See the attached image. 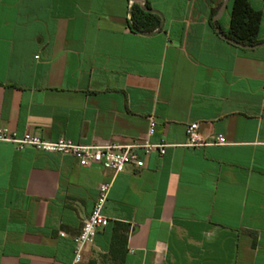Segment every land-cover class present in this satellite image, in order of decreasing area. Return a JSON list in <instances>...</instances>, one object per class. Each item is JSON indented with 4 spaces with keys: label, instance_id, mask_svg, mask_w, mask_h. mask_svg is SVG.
<instances>
[{
    "label": "crops",
    "instance_id": "obj_1",
    "mask_svg": "<svg viewBox=\"0 0 264 264\" xmlns=\"http://www.w3.org/2000/svg\"><path fill=\"white\" fill-rule=\"evenodd\" d=\"M131 1L0 0V129L170 145L117 175L111 223L81 264H264V46L217 34L211 16L224 0H142L162 18L149 34L131 29ZM250 3L263 43L264 0ZM231 13L229 0L221 32ZM191 123L227 145L186 147ZM112 176L0 142V264H72L73 239Z\"/></svg>",
    "mask_w": 264,
    "mask_h": 264
},
{
    "label": "built area",
    "instance_id": "obj_2",
    "mask_svg": "<svg viewBox=\"0 0 264 264\" xmlns=\"http://www.w3.org/2000/svg\"><path fill=\"white\" fill-rule=\"evenodd\" d=\"M130 5L132 7L133 1L130 2ZM129 20L131 21V15L129 16ZM156 127V118L149 116L148 137L154 135ZM186 135L187 142L185 146L189 148L227 145V141L223 135L212 137L209 140L204 139L199 132V123L188 125L186 127ZM0 142L13 144L19 151L32 148L46 153L71 156L83 168L100 165L103 169L113 173L110 181L102 183L99 186L98 196L94 202L92 211L84 221L80 233L73 239L74 259L72 264L82 263L85 247L92 245L98 232L111 223V220L104 214V208L117 175L124 172L130 166L143 168L145 166V157L153 153H158L162 157L170 146L166 143H152L149 138L130 145L109 144L105 146L78 144L66 138H60L57 141H47L32 134L19 136L17 132L7 128L0 129ZM61 235L64 236L63 233Z\"/></svg>",
    "mask_w": 264,
    "mask_h": 264
},
{
    "label": "trees",
    "instance_id": "obj_3",
    "mask_svg": "<svg viewBox=\"0 0 264 264\" xmlns=\"http://www.w3.org/2000/svg\"><path fill=\"white\" fill-rule=\"evenodd\" d=\"M222 4H219L212 13L211 23L217 15ZM261 24V13L255 11L250 0H232V13L230 20V28L228 32H222L227 38L232 39L245 46H256L261 43L259 39V30ZM131 29L136 33L149 34L156 32L162 28V18L159 14L146 6L144 2H133L131 7ZM217 27L220 28L219 24ZM121 226L126 234L117 237L121 245L127 243V232L129 226Z\"/></svg>",
    "mask_w": 264,
    "mask_h": 264
},
{
    "label": "water",
    "instance_id": "obj_4",
    "mask_svg": "<svg viewBox=\"0 0 264 264\" xmlns=\"http://www.w3.org/2000/svg\"><path fill=\"white\" fill-rule=\"evenodd\" d=\"M132 1H133V2H137V3H142V2H144V1H142V0H132ZM228 3H229V0H224V2H223V4H222V6L220 7V9H219L217 15H216V16L214 17V19H213V22H214V25H215V30H216L217 34H218L222 39L226 40V41L229 42L230 44H232V45H234V46H236V47H239V48H241V49H245V50H253V49H257V48H259V47L264 46V42H263V43H260L259 45H256V46H252V47L242 45V44H240V43H238V42H236V41H234V40H232V39L227 38V37H226V36H225V35L219 30V28L217 27V22H218V20L221 18V16L224 14V12H225V10H226V8H227Z\"/></svg>",
    "mask_w": 264,
    "mask_h": 264
}]
</instances>
